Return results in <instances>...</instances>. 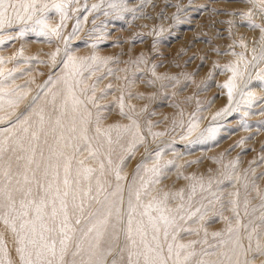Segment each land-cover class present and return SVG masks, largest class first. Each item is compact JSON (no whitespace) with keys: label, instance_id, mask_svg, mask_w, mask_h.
I'll return each mask as SVG.
<instances>
[{"label":"rangeland","instance_id":"rangeland-1","mask_svg":"<svg viewBox=\"0 0 264 264\" xmlns=\"http://www.w3.org/2000/svg\"><path fill=\"white\" fill-rule=\"evenodd\" d=\"M0 198V264H264V0H0Z\"/></svg>","mask_w":264,"mask_h":264},{"label":"bare ground","instance_id":"bare-ground-1","mask_svg":"<svg viewBox=\"0 0 264 264\" xmlns=\"http://www.w3.org/2000/svg\"><path fill=\"white\" fill-rule=\"evenodd\" d=\"M65 132L61 131V135H64ZM85 135V134H84ZM55 143H57V140L54 139L53 140ZM68 152V154L66 155L67 157L66 158H62V159H57L55 160L58 164H60L61 166H64V165H67V164H70L72 165L73 167V170H72V174H71V179H70V182L69 184L65 185L64 183L62 182H56V186H63V190L66 191V192H70L71 194H74V193H81L83 190V186H82V176H83V169L82 167L80 166V164L78 163V158H74L72 159L71 158V155H69L71 153V149H67L66 150ZM53 153V152H52ZM54 158V157H53ZM52 158V160H54ZM51 160V161H52ZM50 176L52 177V169L50 167V171H48ZM18 173V172H17ZM63 173L66 174L65 171H60V175H64ZM23 175V174H22ZM55 175V174H54ZM20 176V175H19ZM39 176V175H38ZM21 178V177H20ZM43 178V177H42ZM52 179V178H51ZM37 181V180H36ZM15 185V184H14ZM50 185V184H49ZM69 185V186H68ZM13 186V185H12ZM55 184L53 186L50 187V190H55ZM15 187V186H14ZM31 188V187H30ZM42 188V187H41ZM34 190V189H33ZM52 192V191H51ZM11 193V192H10ZM31 193V192H30ZM46 193V192H45ZM18 194V193H17ZM38 194V193H36ZM16 195V194H15ZM31 197V196H30ZM36 197V196H35ZM33 197V198H35ZM47 197L50 198V195L48 194ZM59 197V196H58ZM48 198V199H49ZM1 199V198H0ZM55 201V200H53ZM56 203V202H55ZM69 203V202H68ZM65 204V203H64ZM104 204V203H103ZM39 205V204H38ZM44 205V204H43ZM61 205V204H60ZM39 206H36V208H38ZM104 207V206H103ZM29 208V207H28ZM45 208H47V206H45ZM107 208V207H106ZM30 209V208H29ZM32 209V208H31ZM56 208L53 207V209L51 208L50 211L52 212L53 210H55ZM108 209V208H107ZM111 209V208H110ZM32 211V210H31ZM36 211V209H35ZM70 211V209H69ZM115 211V210H114ZM47 212H48V209H47ZM116 212V211H115ZM118 212V211H117ZM37 213V212H36ZM70 213V212H69ZM111 213V212H110ZM50 214V213H49ZM116 214V213H115ZM47 215V214H46ZM72 215V214H71ZM112 215V214H111ZM41 216V215H40ZM102 216V215H101ZM114 216V215H113ZM116 216V215H115ZM73 218V217H71ZM70 218V219H71ZM100 218V217H99ZM114 218V217H113ZM47 219V218H46ZM50 219V217H49ZM48 221H52V220H49ZM62 221H63V224L64 222L68 221V216L67 214H65L63 212V216H62ZM75 219V218H74ZM109 219V218H108ZM115 219V218H114ZM114 219H111V220H107V224H94V230L87 236V239H86V243L88 242H92L93 241H98L100 240L101 237H103V242L99 245V248L96 249L93 253H91V255H94L95 256V259H94V262L90 263L89 262H85V264H102L103 260L105 261V258L107 257L108 253L111 251L112 252V247L113 245L115 244V241L117 239V232H115V228L113 229V226L115 225L114 224ZM119 219V218H118ZM117 220V219H116ZM30 221V220H29ZM61 221V222H62ZM56 222V221H55ZM54 222V223H55ZM30 223V222H29ZM116 223V221H115ZM119 225V223H118ZM31 226V225H30ZM71 226V225H70ZM78 226V225H77ZM84 225H82L83 227ZM86 226V225H85ZM37 227V226H36ZM116 227V226H115ZM35 228V227H34ZM42 228V227H41ZM26 229V228H25ZM85 231V230H84ZM55 232L56 233V236H59L60 237V234L62 236V239L60 238L59 241L55 242L51 239H49L47 236H49L48 234L50 233H53ZM70 232V231H69ZM119 232V231H118ZM65 229H63L62 227L60 226H56L55 224L53 226L50 225V223H47L46 226H44L43 228V231H41V234H43V237H36V234H34L33 232H31V235H29V233H25L24 232H21L20 235L24 236L27 238L25 244H20L19 246L21 247V249H23L24 251L28 252L27 255H22L20 258H19V262L20 264H37L41 261H44L46 262V264L51 261V264H55L54 262L57 260V255H60L61 257V248L62 247H65L67 242L69 243H73L75 240H76V237H75V234L73 235L70 234V233H65ZM83 234V233H82ZM85 236V235H84ZM19 237V236H18ZM78 237V236H77ZM102 239V238H101ZM23 240V239H22ZM61 240H64V245L61 244ZM84 240V239H83ZM13 241V240H12ZM120 241V240H119ZM118 241V242H119ZM9 242V241H8ZM117 242V243H118ZM98 243V242H97ZM122 243V242H121ZM54 244L55 245V252H56V255L55 257L52 256L51 252L47 251V248H45L44 246L45 245H52ZM84 245H87V244H84ZM91 245V244H90ZM97 245V244H96ZM98 246V245H97ZM71 247V246H70ZM86 247V246H85ZM94 247V246H93ZM69 249V247H68ZM72 249V248H71ZM87 249V248H86ZM114 249V248H113ZM46 250V251H44ZM67 250V248H66ZM85 250V248L83 249ZM91 250V249H90ZM68 251V250H67ZM67 251H65L63 253V260H64V264H75V257L73 255V257H71L70 255H72L73 253L75 252H71L70 254L67 253ZM70 251V250H69ZM138 251V250H137ZM38 253H40L38 255ZM87 253V254H84V257H88L90 256V254ZM9 255V254H8ZM81 255V254H80ZM88 255V256H87ZM18 257V256H17ZM93 257V256H92ZM111 257V256H110ZM5 258V257H4ZM83 258V257H82ZM90 259V258H89ZM60 260V259H59ZM75 260V261H74ZM83 260V259H82ZM88 260V258H87ZM86 260V261H87ZM108 260V259H107ZM78 263V261H76ZM83 262V263H84ZM108 262V261H107ZM111 262V261H110ZM114 263V262H113ZM121 264V263H120Z\"/></svg>","mask_w":264,"mask_h":264},{"label":"snow or ice","instance_id":"snow-or-ice-1","mask_svg":"<svg viewBox=\"0 0 264 264\" xmlns=\"http://www.w3.org/2000/svg\"><path fill=\"white\" fill-rule=\"evenodd\" d=\"M89 171H91V170H89ZM67 183H68V181L65 180V184H67ZM65 195H67V193H65ZM37 211H39V208L37 209ZM5 223H7V220L5 221ZM21 227H23V225H21ZM12 231H14V232L16 231L15 226L12 227ZM61 244L64 245V240H61ZM44 247L47 248V250L51 252V254H52L53 257H55L56 252H55V245L54 244H52L50 246L49 245H45ZM21 251H23V249H21ZM65 251H66V246L61 248V254H62L61 255V259L63 258V253ZM39 254L40 253H38V255ZM48 264H51V261H49Z\"/></svg>","mask_w":264,"mask_h":264}]
</instances>
